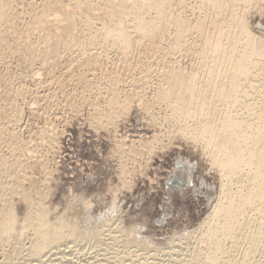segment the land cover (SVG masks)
<instances>
[{"label": "rangeland", "instance_id": "obj_1", "mask_svg": "<svg viewBox=\"0 0 264 264\" xmlns=\"http://www.w3.org/2000/svg\"><path fill=\"white\" fill-rule=\"evenodd\" d=\"M55 1L46 8L48 23L31 20L30 16L42 10L45 0H16L13 8L17 18L4 19L0 24V35L5 38L0 41V83L7 90L0 95V182L5 179L2 163H15L20 170L13 168L22 184L16 193L9 192L13 198L3 197L5 201L11 198L13 209L8 211L15 218L6 238L0 240V264H177L180 261L190 264L194 260L191 251L199 246L200 250L203 248L199 239L204 232L199 229L219 197L220 175L210 168L200 148L177 133L166 104L156 102V87L161 82L160 67L171 63L174 69L192 71V32L181 38L183 49L175 52H168V39L164 37L163 41L161 35L128 53L121 52L119 42L66 46L64 41L70 38L61 30L63 23L72 25L76 31L83 28L84 36L89 39L101 34L98 32L108 16L92 1L86 5L89 10H85L86 6L81 9L82 21H73L69 15L54 19L53 12L62 7ZM171 1L174 3L170 5L175 4V10L190 22L200 15L191 11L197 0ZM62 2L67 6L74 0ZM251 12L248 21L252 31L259 35L264 31V13L253 9ZM134 19L130 15L120 21V26L133 32ZM181 42L186 44L182 46ZM87 49L101 53L99 64L88 66L90 70L81 65L84 55H79ZM113 63H117L115 68H121L115 70L122 75V81L114 88L101 76L106 68L111 70ZM84 75L87 84L78 81ZM58 82L63 87L59 88ZM117 92L129 94L125 102L128 112L117 119L115 126H106L105 115L124 104V98L119 97L117 106L109 108L111 93ZM8 100L15 101L13 110L6 104ZM92 102L102 112L101 121L95 119ZM9 112L19 113L20 120L12 122ZM151 113L156 120H151ZM12 132L21 142L18 152L10 146ZM40 190L44 196L39 202L46 206L48 220L33 223L32 216L25 215L28 195ZM67 206L73 207L71 218L63 231L57 233L52 223ZM25 217L29 219L26 226L22 224ZM92 224L96 230L100 229L97 234L86 230ZM123 229L136 231L138 244L128 243L127 231ZM237 242H241L239 248L226 243V248L231 247L226 251L230 248L231 252L225 251L224 258L236 261L232 264H240L242 260L246 264H264V252L246 256L242 249L250 247L249 243ZM150 243L153 246L147 247ZM34 246L41 256L38 259L28 254ZM145 246L149 251L144 253ZM197 254L200 263L195 259L194 264H204L202 254Z\"/></svg>", "mask_w": 264, "mask_h": 264}, {"label": "bare ground", "instance_id": "obj_2", "mask_svg": "<svg viewBox=\"0 0 264 264\" xmlns=\"http://www.w3.org/2000/svg\"><path fill=\"white\" fill-rule=\"evenodd\" d=\"M15 1L0 0V24L4 19L11 21L17 18L16 9L13 8ZM52 1L45 0L42 10L30 15L31 20L41 19L43 22L48 23L49 20L45 19V13L46 8ZM92 1L96 3L97 8L105 11V16H108L106 24L103 23L102 31L98 32L101 34L90 36L88 39L84 36L85 30L83 28L76 31L72 29V25L69 26L63 23L62 29H60L67 32V36L70 38L64 41L66 46H84L89 42L92 44L119 42L121 52L128 53L138 49L137 47L149 41V39L153 42L154 38L161 35L163 41L166 37L168 39V45L166 46L168 52H175L183 49L180 45L181 38L188 31L192 32V71L186 73L182 69H174L169 62L170 66L167 63V66L160 67L159 76L161 82L156 87V102L166 104L169 109L168 117L172 118L174 127L177 128V133L184 140L192 141L191 144L193 146L200 148L203 155L208 159L210 168L215 169L220 175L219 197L211 207L212 210H210V214L208 213L206 221L203 222V225H200L199 229L200 232L202 230L204 232L199 239L201 244H203V248L200 250V246L199 248L197 247L198 249L194 246L195 249H193L192 246L191 249L193 251H191L189 249L191 245L187 246L189 247L187 249L192 254L194 253L193 257L190 255L194 260L191 261L190 257L187 260H190V264H194L197 260L196 258H198L197 253H200L203 256L204 264H232L236 261L232 262L230 257L224 258L226 249L230 247L227 246L226 248L225 245L228 243L236 248L241 244V242L238 244V240H244V242L249 243L250 247L242 249L244 250L242 253L246 256L254 255L256 252L257 254L259 252L263 254L264 245L260 244L264 243V31H261L259 35L253 32L247 16L250 15L252 9L264 13V0H197L198 4H193L192 8H190L192 9V14L198 11L200 15H198L199 18L197 16V19L193 17L192 22L183 18L184 14L182 15L179 10H175V4L173 5L174 2L171 0H74L72 4L67 6H65L64 2L62 4L61 0H56V5H62V7L60 10L55 9L53 17L57 19L69 15L73 21H82L84 13L81 9ZM171 2H173V6L170 5ZM104 5L106 8H103ZM179 9L181 10V8ZM85 10H89V6H86ZM130 15H134L135 18L133 23L136 29L133 32L127 31L126 27H122V25L120 26V21ZM85 16L90 18L89 15ZM118 21V24L115 23ZM4 40L5 38L0 35V41ZM79 55H84V61L81 62V65H86L88 68V66L93 64H99L98 59H100L101 53L90 52V49H87L86 51H80ZM116 65L117 63H113V67ZM113 67L109 71L106 68L104 72H101V76L111 84L112 88L122 81L121 73L115 70L116 68L118 70L121 68ZM88 70L90 69L88 68ZM144 70L147 72V68ZM86 77L85 75L81 76L78 81L87 84ZM55 80L58 81V77ZM58 84V87L61 88V82H58ZM3 91H7L6 85L0 83V95ZM20 93L22 94L23 91ZM119 97L124 98V104L120 106L121 108L119 107V110L113 111L112 109L114 108L112 107L115 103L118 104L119 101L117 102V100ZM128 98L129 94L127 92L111 93L108 106L112 110V114L109 111L110 114L107 112L109 115H105L106 126H115L117 119L128 112V106L125 103L128 102ZM7 103L12 108L10 110H13V107L15 108L14 100H8L6 101ZM96 105L95 102H92V106L96 110L95 119L101 121L102 112L98 110ZM109 108L108 110H110ZM148 113L150 112L148 111ZM152 114H149V116L154 121L156 118ZM9 115L12 122H18L21 118L19 113L13 114L9 112ZM1 130L2 128L0 127ZM10 137V146L18 152L21 142L14 132H12ZM18 164L20 163L18 162ZM2 165L4 166L3 174L5 179L4 182H0V240L6 238L7 233L10 231V225L15 218L14 215L10 216V211H8L13 209L9 202L13 197L9 195V192L16 193L17 188L22 186L18 180V171H14L17 164L6 163L4 165L2 163ZM18 170L20 169L18 168ZM16 179L19 182L18 184H16ZM177 182L180 183L179 181ZM6 195L11 196L7 201L3 199ZM28 196L30 200L27 201V212L25 215L32 216L30 219L31 222L34 221L33 223H37L40 220L46 222L48 220V211L46 206L39 202L44 196V192L42 190L34 191L29 193ZM72 212L73 207L69 206L68 209L62 211L56 221L54 220L52 227L56 228L55 232L61 233L63 231L66 221L71 218ZM105 221L104 223L106 224L107 220ZM22 224L24 226L29 224L28 217L23 218ZM90 226H92V230H90L91 228L86 230L89 229L91 234L93 232L96 233L98 229L96 230L93 224ZM83 230L85 231V228ZM119 230L121 231L120 228ZM125 231H127L128 243H137L138 239L136 240L137 237H134L136 231L134 233L132 229ZM86 232L88 231H85V234H87ZM106 237H108L107 234L104 238L106 239ZM115 237L117 236L115 235ZM48 240L51 241L50 238ZM145 241H149V239ZM151 242L153 244V241ZM152 244H148L147 247ZM185 244L189 245L188 243ZM198 244L200 245V243ZM36 247H30L31 250L28 254L30 257L38 259L41 256L39 255L40 253L34 250ZM147 247L145 246L147 250L143 249L144 253L149 251ZM230 248L226 252H231ZM238 251L241 250L239 249ZM187 255L189 256L186 253ZM197 261L199 262V260ZM242 261L240 264L245 263H242Z\"/></svg>", "mask_w": 264, "mask_h": 264}]
</instances>
